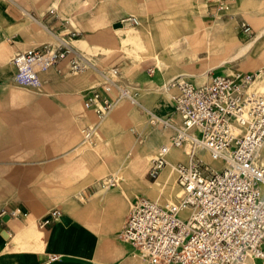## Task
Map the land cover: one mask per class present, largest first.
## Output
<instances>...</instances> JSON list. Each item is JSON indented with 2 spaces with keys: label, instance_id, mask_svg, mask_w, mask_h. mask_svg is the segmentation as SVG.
I'll use <instances>...</instances> for the list:
<instances>
[{
  "label": "rangeland",
  "instance_id": "rangeland-1",
  "mask_svg": "<svg viewBox=\"0 0 264 264\" xmlns=\"http://www.w3.org/2000/svg\"><path fill=\"white\" fill-rule=\"evenodd\" d=\"M33 4L41 9H53L57 12L68 31L74 38H86L92 46L83 51L85 58L95 64L98 70H107L111 66L122 67V56L120 41L114 34L115 22L128 16L136 17L138 20L148 22L147 15L160 17L165 20L166 26L180 38L182 50L173 58L166 60V65L160 70L161 86L159 89L147 92L144 86L135 83L131 77L123 75L121 72L118 81L122 85H127L136 97L149 108L161 100L172 103L174 101V91L168 92L162 89L165 82H170L175 76H183L192 81L206 80L203 73L208 70L209 60L204 49L211 46L218 56L223 55L224 48L216 37L203 36L199 44L187 43L184 36L191 38L198 31L204 32L207 27L219 16L231 25L234 35L238 34L242 40L251 39L257 31L259 22L264 19V0H31ZM157 2V5H153ZM207 3L208 11L205 12L203 4ZM227 5L229 7H227ZM195 7L197 9V24L194 27H187V9ZM227 7V8H226ZM131 8V10H128ZM118 10V16L111 13ZM105 13L110 16L105 17ZM150 22V21H149ZM247 22L252 26L253 32L250 34L242 32L241 24ZM127 27H138L139 24L133 20L123 22ZM111 36L105 39V36ZM52 42L58 43L56 38ZM82 49L84 47L81 46ZM14 51L7 57V63L12 64ZM200 58L196 59V55ZM80 56L73 53L66 59V68L57 71L55 75H41L42 85L39 87L23 85L15 81L13 74L5 77L0 76V211L15 207H24L27 211L32 209V203L39 204L45 215L53 208L64 210L70 204L81 205L87 199L85 190L89 186H102V182L109 176H115L116 185L123 183L132 185L135 189L132 201L135 197L155 194L164 203L166 198L173 193L175 203L180 199V186L176 168L167 164L161 169L158 176L153 177L149 173L153 158L159 154V147L153 151L151 156H144L142 165L138 171L136 179L129 176V165L125 160L126 150L118 151L115 148L119 135L129 133L132 139L142 140L143 136L140 128L132 129L134 125L140 127L146 125H159L166 132V141L170 142L176 134L175 130L163 123H150V114L142 107L133 103L130 98L122 97L120 102H125L129 106L128 117L124 121H111L113 110L103 119L99 120L96 113L87 108L83 96L93 86L103 81V77L98 70L91 66L81 71L71 70V60ZM193 62H196L193 64ZM135 63V64H134ZM134 72L140 69V59H136ZM148 66L151 77L154 74V62L143 64ZM232 64L223 66L230 67ZM230 67L238 72L257 71V65L244 61L243 58L237 60ZM50 68H54L53 66ZM86 71H94L97 75L92 84L81 89L74 83L69 84L71 79H75ZM223 73H228L225 71ZM183 74V75H181ZM234 74V73H233ZM254 88L264 93V87L254 84ZM15 92L29 93L34 95L40 102H26L21 105L13 103L12 94ZM116 96V91L114 92ZM52 109L55 113L57 125L53 129L33 128V123L39 120L36 113L41 107ZM81 114L82 118L88 120L86 125L101 124L97 128L95 138L92 142L81 144L82 127H78L72 139L66 136L68 127L76 121V115ZM171 121L182 125L181 117L171 113L168 117ZM109 124L102 127L103 124ZM84 128V127H83ZM54 144L58 145L54 147ZM78 150L69 151L73 146L80 145ZM183 144L173 149L185 152L193 150L194 144L189 142L188 147ZM199 155L210 165L208 156L210 154L196 147ZM206 152L208 156L203 155ZM132 154L131 156H133ZM189 163V160L180 159L177 161ZM214 167V166H213ZM216 168V167H215ZM171 171L170 179L156 184L154 181L161 174H168ZM111 186V187H114ZM110 187V188H111ZM25 194H29L26 197ZM155 200V199H153ZM141 256V254L139 253ZM247 264H254V257L246 259Z\"/></svg>",
  "mask_w": 264,
  "mask_h": 264
},
{
  "label": "built area",
  "instance_id": "built-area-1",
  "mask_svg": "<svg viewBox=\"0 0 264 264\" xmlns=\"http://www.w3.org/2000/svg\"><path fill=\"white\" fill-rule=\"evenodd\" d=\"M123 20L136 22V17ZM241 28L244 33L253 32L247 22H242ZM70 54L71 45L64 38L17 51L12 58L13 77L20 84L39 87L40 71L58 65ZM87 66L83 59L71 60L74 72ZM120 75L119 66L101 70L103 81L84 95L86 107L99 120L120 98L136 97V91L119 83ZM256 76L251 71L211 73L204 82L183 76L170 81V86L177 88L174 112L181 117L182 125L175 126L176 134L153 158L149 173L156 177L167 165L170 147L192 142L191 160L176 166L180 199L164 204L148 196L135 197L118 234L149 264H247L249 256L264 261V163L259 159L264 145V93L251 89ZM163 121L169 123L166 118ZM96 130L95 125H87L81 144L92 142ZM196 147L224 166L210 165ZM114 185L113 175L102 182L105 188ZM26 214L20 207L3 209L0 219ZM62 215V210L53 208L41 226L60 220Z\"/></svg>",
  "mask_w": 264,
  "mask_h": 264
},
{
  "label": "crops",
  "instance_id": "crops-1",
  "mask_svg": "<svg viewBox=\"0 0 264 264\" xmlns=\"http://www.w3.org/2000/svg\"><path fill=\"white\" fill-rule=\"evenodd\" d=\"M157 4V2L153 3V5ZM227 7L229 6L227 5ZM203 8L205 12L208 11L207 3L203 4ZM111 13L113 17L119 15L117 9ZM197 14L195 7L186 10L187 27L192 28L197 24ZM107 16L110 15L105 13V17ZM59 17L53 9H41L31 0H0V76L14 74V64L6 62L7 57L14 51L52 42L51 39L57 38V36L67 39L75 50L80 52L88 66L98 70L95 64L83 55V51L91 48L92 43L83 37L74 38L72 36L74 32L68 31L65 23ZM145 19L148 20L147 23L138 20L139 26L130 28L123 23L122 18L120 19L122 25L114 27V34L120 41L123 62L122 67L119 66L121 72L123 75L131 77L135 83L143 85L144 90L149 92L159 89L161 86L159 84L161 83L160 70L166 65V60L176 56L183 46L180 45L179 36L175 35L169 26H166L164 19L150 15H147ZM263 28L264 19L259 22L256 34L251 39L244 41L239 38L237 33L233 35L231 25L222 16H219L204 32L198 31L191 38L184 36V39L187 43L197 45L203 36L216 37L217 41L222 44L224 53L221 56L215 53L212 45L204 49L207 52L210 67L203 74L207 76L206 80H208L211 73H223L227 70L229 74L235 73L236 71L231 68L235 67L233 64L240 58L256 64L257 69L264 67V33L254 44L244 49ZM110 37L107 35L104 38L109 40ZM239 53L241 54L236 57ZM197 58H200V54L196 55ZM66 59L53 66L54 68L42 72L41 75H55L57 71H62L66 68ZM136 59H140L142 67L134 72L135 63L133 64V62ZM149 62H154L155 65L152 77L148 66L142 65V63ZM195 63L193 62V64ZM228 64H232L229 65L231 68H222ZM98 71L101 74V70ZM95 79H97V75L94 71H86L77 78L71 79L69 84L74 83L81 89H85ZM254 84L264 87V73L258 75ZM162 89L167 92L173 90L175 94L177 93V88L170 86V82L163 83ZM11 96V101L17 105L26 102H34L37 105L40 102L29 93L15 92ZM131 101L144 108L150 117L166 118L172 124L177 125L176 122L168 118L171 113H174V101L170 103L163 99L155 103L152 109L143 104L138 97H136V101L132 99ZM35 112L39 113L37 116L39 120L33 123L34 129L48 130L56 127L57 121L52 109L42 106ZM128 112V104L120 102L119 99L110 120L124 121L128 117ZM76 118L77 121L68 127L66 136L69 139L73 138L77 126L82 129L87 126L88 120L82 118L81 114H77ZM161 119L158 120L159 123L175 130L172 125L164 123ZM149 122L154 123L150 119ZM108 124L109 122L103 124L102 127L104 128ZM96 125L97 128L101 126L98 123ZM137 127L142 133V140L132 139L129 133L122 132L115 145L118 151L126 150L125 160L129 165V176L132 179L137 178L145 155L151 156L156 147L161 148L170 143L166 141L167 134L159 125L148 124L143 127L134 125L132 129ZM56 146L58 145L54 144V147ZM80 146L81 144L75 145L69 151H76ZM187 147L186 143L185 148ZM173 148L170 147L166 154L167 164L174 167L180 159L189 160L188 150L181 152ZM132 154L134 155L131 156ZM203 155L208 156L205 151ZM208 158L211 162H216L214 167L223 165L220 160H212L210 156ZM259 159L264 163V146L259 152ZM170 176L171 171L168 174H161L154 183L161 184L163 180L167 182ZM135 190L137 189L128 183L105 189L89 186L85 190L87 199L83 204H70L62 210L63 215L70 218L68 223L60 219L41 226L45 212L39 204L32 203L30 211L20 207L27 213L26 215L7 220L0 219V264H149L130 243L124 242L118 235L129 215L132 195ZM151 195L156 201H161L155 194ZM25 196L29 197V194H25ZM174 199L175 196L172 193L166 198L164 204L175 203ZM254 264H264V261L254 258Z\"/></svg>",
  "mask_w": 264,
  "mask_h": 264
},
{
  "label": "bare ground",
  "instance_id": "bare-ground-1",
  "mask_svg": "<svg viewBox=\"0 0 264 264\" xmlns=\"http://www.w3.org/2000/svg\"><path fill=\"white\" fill-rule=\"evenodd\" d=\"M123 22H124V20H123ZM136 22L138 23V18H136ZM264 33V28L258 33V35L256 36V37H254L251 41H250V43L248 44V45H246L245 47H244V49H246V48H248V47H250L252 44H254L258 39H259V37L262 35ZM58 41H60L62 38L60 37V36H57V38H56ZM65 40H67V39H65ZM68 41V40H67ZM69 42V41H68ZM69 44L71 45V53H73V54H75V55H77V56H80L81 57V59H83V56L80 54V52H78L77 50H75V48L73 47V45L69 42ZM243 49V50H244ZM241 53H239V54H237L236 55V57H238L239 55H240ZM83 61H85L84 59H83ZM86 62V61H85ZM87 63V62H86ZM50 68V67H49ZM49 68H47V69H49ZM46 69V70H47ZM46 70H41L40 71V76H41V73L42 72H44V71H46ZM238 73V72H237ZM261 73H264V67H260V68H258L257 69V71H256V74H257V76H256V78L253 80V82H252V85H251V89H253V90H256L255 88H254V82H255V80L257 79V77H258V75L259 74H261ZM258 91V90H257ZM132 99V98H131ZM133 100V99H132ZM134 101H136V97H135V99H134ZM157 119H161V118H159V117H156V116H151L150 117V121L151 122H156L157 121ZM161 120H163V119H161ZM169 121V120H168ZM167 124H170V125H172L174 128H175V126H179V125H175V124H172L170 121H169V123H167ZM96 127H97V125H95ZM84 129V128H83ZM82 129V130H83ZM189 140H187L184 144H189ZM191 143V142H190ZM264 146V145H263ZM262 149V148H261ZM260 149V150H261ZM191 152H192V150H188V155H189V161L191 160ZM260 152V151H259ZM211 157V156H210ZM212 158V157H211ZM212 160H215V159H212ZM217 160H219V159H217ZM168 161V160H167ZM216 161V160H215ZM221 161V160H220ZM223 163V162H222ZM222 165V164H221ZM221 165H220V167H221ZM176 166H177V164H175L174 165V168H176ZM224 166V164L222 165V167ZM220 167H216V168H220ZM221 167V168H222Z\"/></svg>",
  "mask_w": 264,
  "mask_h": 264
},
{
  "label": "water",
  "instance_id": "water-1",
  "mask_svg": "<svg viewBox=\"0 0 264 264\" xmlns=\"http://www.w3.org/2000/svg\"><path fill=\"white\" fill-rule=\"evenodd\" d=\"M122 25V22L121 21H118V22H115L113 24L114 27H118V26H121ZM4 219H9V216H4ZM61 219L65 222V223H68L70 221V218L66 215H62L61 216Z\"/></svg>",
  "mask_w": 264,
  "mask_h": 264
}]
</instances>
